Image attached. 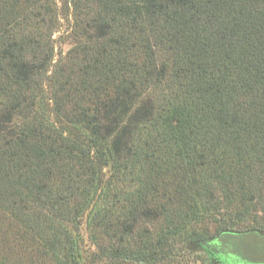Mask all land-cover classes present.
Instances as JSON below:
<instances>
[{
  "label": "trees",
  "instance_id": "obj_1",
  "mask_svg": "<svg viewBox=\"0 0 264 264\" xmlns=\"http://www.w3.org/2000/svg\"><path fill=\"white\" fill-rule=\"evenodd\" d=\"M84 1L97 10L78 62L51 69L38 25L53 0H0V255L80 264L70 230L89 211L117 237L103 260L156 264L188 242L187 220L226 203L264 214V0ZM44 76L48 120L28 94ZM163 79L168 93L141 104ZM147 222L162 223L156 237Z\"/></svg>",
  "mask_w": 264,
  "mask_h": 264
},
{
  "label": "rangeland",
  "instance_id": "obj_2",
  "mask_svg": "<svg viewBox=\"0 0 264 264\" xmlns=\"http://www.w3.org/2000/svg\"><path fill=\"white\" fill-rule=\"evenodd\" d=\"M53 2L54 15L52 16V23H50L51 26L47 24L48 21L46 22L47 26L40 23L38 25L41 29L39 38L42 42L44 41V44L48 42L54 48V66L51 69L54 67L69 69L73 63L78 62L75 50L80 47L81 43L86 42V34H84L82 26H85L87 17L91 16L90 12L95 9L97 10V8L94 3H86L84 0H53ZM47 27H50V29H47ZM163 52L166 51L163 49L161 53ZM165 59L167 58L160 54V66ZM50 74L51 72L48 73V76ZM46 81L47 77L44 76V79L40 80V84H38L39 87L45 85V92L42 90L32 94L28 92V94L35 97L38 102L41 100L34 113H38L48 120L54 119L52 110V89L54 85L50 88ZM165 81L163 79L161 82L151 84L145 90L140 103L148 101L153 105L157 104L168 93ZM21 118L17 117L15 121H21ZM58 121H62L58 127H61L65 135L74 138V140L87 143L88 133L85 130L62 119H58ZM105 172L107 175H110V168H106ZM250 211L252 210H237L235 206L232 207L226 203V205H221L220 210L215 214L200 215L196 222L189 223L187 220L185 222V231L189 236L188 242L178 239L177 242L171 245L170 250L173 253L169 256V259L164 261L157 260L156 264H223L221 258L213 259L211 257V254L203 247L204 243L202 241L215 238L223 231L243 233L251 230H260V228L264 229V214L261 212V209L258 208V210L254 209L253 212ZM88 216L89 211L83 216L80 224L76 228L72 227L70 230L71 235L79 245L80 264H115L111 260H103L102 257L104 258L103 255H107L119 247L117 237H115L113 232L93 231L89 226ZM161 225V222H147L143 227L150 231L154 238L158 235ZM8 256L9 258L5 259L3 255H0V264H18L13 256ZM228 262L231 263L232 261ZM123 264L135 263L126 261Z\"/></svg>",
  "mask_w": 264,
  "mask_h": 264
},
{
  "label": "water",
  "instance_id": "obj_3",
  "mask_svg": "<svg viewBox=\"0 0 264 264\" xmlns=\"http://www.w3.org/2000/svg\"><path fill=\"white\" fill-rule=\"evenodd\" d=\"M225 240L220 243L230 242L234 247L233 255L247 264H264V234L251 230L247 232H229L224 234Z\"/></svg>",
  "mask_w": 264,
  "mask_h": 264
},
{
  "label": "flooded vegetation",
  "instance_id": "obj_4",
  "mask_svg": "<svg viewBox=\"0 0 264 264\" xmlns=\"http://www.w3.org/2000/svg\"><path fill=\"white\" fill-rule=\"evenodd\" d=\"M260 233L264 234L263 231L257 230ZM231 231H224L220 235H218L215 238L208 239L205 241H202L203 247L211 254V257L213 259L221 258L223 264H247L245 261H242L235 255L231 253L232 250H234V247L232 246V243L225 242L220 243L219 239L225 240L224 234L229 233ZM235 232V231H233ZM228 261H232L229 263Z\"/></svg>",
  "mask_w": 264,
  "mask_h": 264
}]
</instances>
